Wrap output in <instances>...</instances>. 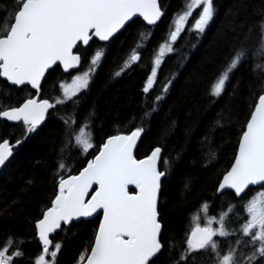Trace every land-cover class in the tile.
I'll use <instances>...</instances> for the list:
<instances>
[{"label": "snow or ice", "instance_id": "1", "mask_svg": "<svg viewBox=\"0 0 264 264\" xmlns=\"http://www.w3.org/2000/svg\"><path fill=\"white\" fill-rule=\"evenodd\" d=\"M217 14L216 0H187L145 63L151 29L165 15L159 0H0V83L6 88L0 122L13 129L0 135V167L50 117L62 129L48 198L27 220L37 251L26 252L25 239L10 233L0 241V264H59L65 241L81 225H93L92 235L74 264H157L161 256L162 264H264V7L254 23L232 25L234 42L207 90L211 107L243 86L247 111L213 196L198 204L182 232L165 235L173 230L165 225L163 196L183 149L165 154L157 143L138 155L146 125L176 76L160 78L163 62L180 51L175 45L182 33L198 43ZM138 21L146 29L110 78L144 71L141 114L97 143L96 111L87 97L108 48ZM186 58L178 57L181 63ZM242 67L247 80L234 79ZM57 72L65 78L58 80L54 95H44V84ZM223 119L214 123L219 126ZM215 157L211 150L205 153V166ZM182 184L191 190L190 177ZM228 192L231 200L217 207Z\"/></svg>", "mask_w": 264, "mask_h": 264}, {"label": "trees", "instance_id": "2", "mask_svg": "<svg viewBox=\"0 0 264 264\" xmlns=\"http://www.w3.org/2000/svg\"><path fill=\"white\" fill-rule=\"evenodd\" d=\"M6 2L10 3V0ZM186 3L187 0H160L165 15L151 29L153 34L144 50L145 63L152 50L166 38L173 14L182 10ZM216 3L218 14L198 43L187 33H182V38L175 45L180 51L166 57L163 62L160 78L170 77L172 73H176V76L166 99L146 125L139 143L138 155L144 154L157 143L164 146L165 154H174L173 149H183V158L166 182L163 196L166 203L165 225L173 230L171 233L166 232V236L182 232L198 204L213 196V186L219 173L229 165L239 122L247 111V94L243 86L233 96L225 94L211 107L207 90L234 42L230 35L232 25L237 22L254 23L264 3L262 0H216ZM145 29L146 26L138 21L121 32L108 48L103 66L94 77L87 103L95 107L97 143L113 132L117 125L125 124L132 115L141 114L144 71L135 68L120 78L110 77L130 48L135 46L138 33ZM190 42L196 43V47H190ZM180 55L187 57L182 63L178 59ZM248 75L247 68L242 67L234 79L247 80ZM63 78L59 72L50 75L44 84L43 94L54 95L58 80ZM5 91V85L0 83V96ZM221 115L224 119L218 126L214 122ZM12 131L0 122V135H8ZM61 133L60 122L50 117L38 133L15 149L10 163L0 171V241L14 233L25 239L23 246L28 253L37 251L38 242L31 239L27 220L36 215L38 208L48 198L51 187L49 181ZM209 150L215 152L216 157L205 166L204 157ZM186 177L192 180L190 191L183 188L182 181ZM29 181L33 183L29 185ZM221 200H231V193L217 200V207ZM92 227L81 225L73 229L74 235L68 237L58 254L59 264H74L73 258L91 238ZM61 236L63 234L56 236V239H61ZM163 260L161 256L157 264H162Z\"/></svg>", "mask_w": 264, "mask_h": 264}, {"label": "water", "instance_id": "3", "mask_svg": "<svg viewBox=\"0 0 264 264\" xmlns=\"http://www.w3.org/2000/svg\"><path fill=\"white\" fill-rule=\"evenodd\" d=\"M159 3H160V0H159ZM159 23V22H158ZM4 168V166L3 167H0V171L2 170Z\"/></svg>", "mask_w": 264, "mask_h": 264}, {"label": "rangeland", "instance_id": "4", "mask_svg": "<svg viewBox=\"0 0 264 264\" xmlns=\"http://www.w3.org/2000/svg\"><path fill=\"white\" fill-rule=\"evenodd\" d=\"M69 80H70V78H69Z\"/></svg>", "mask_w": 264, "mask_h": 264}]
</instances>
